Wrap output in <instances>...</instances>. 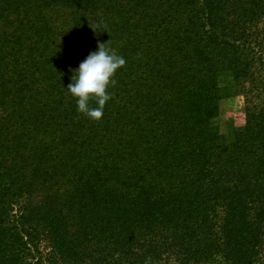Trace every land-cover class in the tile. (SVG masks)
<instances>
[{"label": "trees", "instance_id": "obj_1", "mask_svg": "<svg viewBox=\"0 0 264 264\" xmlns=\"http://www.w3.org/2000/svg\"><path fill=\"white\" fill-rule=\"evenodd\" d=\"M98 42L125 64L95 120L66 86ZM235 90L247 122L228 142ZM263 251L264 0H0V264Z\"/></svg>", "mask_w": 264, "mask_h": 264}, {"label": "clouds", "instance_id": "obj_2", "mask_svg": "<svg viewBox=\"0 0 264 264\" xmlns=\"http://www.w3.org/2000/svg\"><path fill=\"white\" fill-rule=\"evenodd\" d=\"M125 64V59L114 50L105 46V42L97 44L95 50L70 69L73 73L66 89L76 99L77 111L85 116L99 120L105 104L110 99L108 88L114 84L117 69ZM95 100V107L90 101Z\"/></svg>", "mask_w": 264, "mask_h": 264}, {"label": "rangeland", "instance_id": "obj_3", "mask_svg": "<svg viewBox=\"0 0 264 264\" xmlns=\"http://www.w3.org/2000/svg\"><path fill=\"white\" fill-rule=\"evenodd\" d=\"M260 99H255L258 101ZM220 115L218 117V126L228 142L236 140L239 132L246 126V102L242 92H235L224 96L219 102ZM194 264V263H191ZM218 264V263H201ZM257 264H264V251Z\"/></svg>", "mask_w": 264, "mask_h": 264}]
</instances>
